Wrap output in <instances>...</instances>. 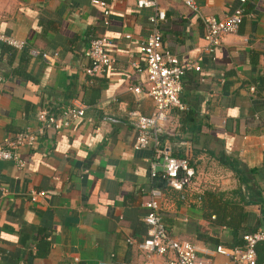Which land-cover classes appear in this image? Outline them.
I'll use <instances>...</instances> for the list:
<instances>
[{
	"label": "crops",
	"instance_id": "0c3cea01",
	"mask_svg": "<svg viewBox=\"0 0 264 264\" xmlns=\"http://www.w3.org/2000/svg\"><path fill=\"white\" fill-rule=\"evenodd\" d=\"M186 1L157 0L165 12L161 49L181 65L199 66L184 73V108L169 111L162 136L195 171L188 188L175 190L150 179L152 147L134 149L135 132L125 120L127 111L153 110L149 97L130 90L145 89V73L131 63L143 67L138 46L152 29L153 11L137 8L135 0H0V33L24 41L21 49L0 41V142L33 129L40 108L57 112L71 99L85 105L79 121L44 133L20 152L23 168L0 161L6 189L0 264H69L74 258L76 264H165V257H146L137 247L146 230L142 202L154 186L163 192L158 215L166 231L197 246L198 264H233L212 253L215 243L233 244L235 233L210 220L205 191L235 203L259 196L261 202L238 211L234 224L238 233L264 229V0H191L194 9ZM237 6L243 16L236 31L206 53L203 17L223 18ZM101 35L114 62L91 78L83 52ZM31 49L56 56L45 60ZM221 156L242 173L222 164ZM30 190L43 194L29 201ZM255 252L264 264V242Z\"/></svg>",
	"mask_w": 264,
	"mask_h": 264
},
{
	"label": "built area",
	"instance_id": "2783aa9c",
	"mask_svg": "<svg viewBox=\"0 0 264 264\" xmlns=\"http://www.w3.org/2000/svg\"><path fill=\"white\" fill-rule=\"evenodd\" d=\"M238 1L242 3L245 0ZM94 2L104 5L101 1ZM186 4L193 9L195 7L191 0L186 1ZM135 6L149 8L153 14L149 19L152 29L138 46L139 54L143 59V67L141 69L136 62L131 63L134 70H143L145 73V89L142 91V87L136 85L131 86L130 90L135 95L143 92L149 97L153 110L149 115H143L136 110L127 111L125 120L135 132L133 148L137 150L152 147L153 156L148 160L150 179L162 181L165 186L172 189L182 190L192 184L195 171L187 158L176 157L172 154L170 142L162 136L167 131L169 111L184 108L179 99L184 73L187 70L198 71L199 66L194 63L181 65L174 54L161 49V35L158 27L164 21L165 12L158 5L157 0H135ZM103 14L106 18L108 10L104 9ZM242 16L243 9L237 6L223 18L212 15L203 17V50L208 54L212 53L223 35L236 31ZM0 41L16 49L24 46V41L3 33H0ZM107 44L108 37L101 35L90 40L84 50L83 56L88 61L84 72L89 77L102 75L114 62L113 56L107 51ZM29 53L45 60L56 56V53L50 55L36 49H31ZM4 79L0 73V82ZM84 108L85 105L81 101L71 99L57 112H52L47 108L38 109L35 113L36 126L33 129L26 128L2 139L0 161H10L18 168H23L25 161L20 157L22 150L34 147L44 133L52 131L58 133L71 123L79 121L83 116ZM108 120L116 122L114 118H108ZM5 194L6 189L0 186V195ZM42 194V191L30 190L28 192L29 201H35L36 197ZM162 195L163 192L159 187H151L147 198L142 202L146 210L142 216L146 230L142 239L137 243V247L146 257L151 255L165 257V264H198L197 246L188 241L175 239L166 231L158 215ZM242 240L241 247L230 248L217 244L213 247L212 253L228 257L233 264H257L255 246L258 242H264V229L244 233ZM69 264H76V258Z\"/></svg>",
	"mask_w": 264,
	"mask_h": 264
},
{
	"label": "trees",
	"instance_id": "16d2710c",
	"mask_svg": "<svg viewBox=\"0 0 264 264\" xmlns=\"http://www.w3.org/2000/svg\"><path fill=\"white\" fill-rule=\"evenodd\" d=\"M221 163L226 165V167L230 168L236 175L239 173H242V169L238 168L237 163H235L232 159H229L225 156H221L220 159ZM249 173H253V170H249ZM222 193L219 192H213V191H205L204 192V202L206 201L205 206V212L208 214V217L211 221H213L215 224H223L225 227H231L234 234V242L233 244L227 246L230 248L233 247H241L243 245L242 235L244 231L237 232L238 225V211L242 209L244 205L255 203V202H261L262 199L259 198V196H256V198H240V203H235L232 201H225L221 199ZM211 215L213 217L211 218ZM236 223V225L234 224ZM238 235V236H237ZM236 237V238H235ZM220 244V243H217ZM215 243V245H217ZM214 245V246H215ZM213 246V247H214ZM225 246V245H224ZM256 247V246H255ZM258 264V262L256 261Z\"/></svg>",
	"mask_w": 264,
	"mask_h": 264
}]
</instances>
